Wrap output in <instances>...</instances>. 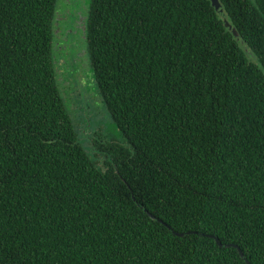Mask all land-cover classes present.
Listing matches in <instances>:
<instances>
[{
  "label": "trees",
  "instance_id": "1",
  "mask_svg": "<svg viewBox=\"0 0 264 264\" xmlns=\"http://www.w3.org/2000/svg\"><path fill=\"white\" fill-rule=\"evenodd\" d=\"M219 2L239 38L210 0H90L127 143L101 169L56 84V0H0V264H264V0Z\"/></svg>",
  "mask_w": 264,
  "mask_h": 264
},
{
  "label": "rangeland",
  "instance_id": "2",
  "mask_svg": "<svg viewBox=\"0 0 264 264\" xmlns=\"http://www.w3.org/2000/svg\"><path fill=\"white\" fill-rule=\"evenodd\" d=\"M80 1L85 0H76L74 4L73 1L70 3L67 0H56V12L65 18H59L57 22L55 16L53 22L52 55L55 79L65 106L74 120L78 142L89 152L96 165L103 169L107 166L103 147L110 142L122 145L127 143L99 94L87 55L86 41L70 16L71 9H75ZM79 14L80 12L74 14V17Z\"/></svg>",
  "mask_w": 264,
  "mask_h": 264
},
{
  "label": "water",
  "instance_id": "3",
  "mask_svg": "<svg viewBox=\"0 0 264 264\" xmlns=\"http://www.w3.org/2000/svg\"><path fill=\"white\" fill-rule=\"evenodd\" d=\"M210 3H211V5H212V7L215 9V11L217 12V14L220 15V16L222 17V19H223V23H224V26L227 27V28L232 32V34H233L234 37L239 38V32L236 30L235 27H233V26L231 25V23H230L229 20L227 19V16H226V14H225V12H224V10H223V7H222L221 3L219 2V0H210ZM143 209H144V211H145V212H146V213H147L152 219H157L159 222H162L161 219L155 217V216L152 215L150 212H148V211L146 210V208L143 207ZM167 227H169V226L167 225ZM172 232H173L174 234L178 235V236H183V235H184L183 232H176V231H174V230H172ZM208 236L214 238V240L216 241V243H217L219 246H222V245H223V244L220 242V240L218 239V237H216V236H214V235H208ZM225 246H226V247H231V246H232V247H236L237 250H238V252H239V254L243 257V259L246 261V263H247V264H250V262H249V261L243 256V252H242V250H240V248H239L237 245H235V244H233V243H226Z\"/></svg>",
  "mask_w": 264,
  "mask_h": 264
},
{
  "label": "flooded vegetation",
  "instance_id": "4",
  "mask_svg": "<svg viewBox=\"0 0 264 264\" xmlns=\"http://www.w3.org/2000/svg\"><path fill=\"white\" fill-rule=\"evenodd\" d=\"M67 1L70 3L73 1V4L76 2V0H67ZM89 4H90V0H85L84 2L80 1L78 3V5L75 7V9H71V13H70V16L72 17V22L74 23L75 26H77L80 29V32L82 33L84 39H85L86 24H87V20H88V9H89L88 5ZM79 9H81V10H79ZM78 12H80V14L77 15L76 17H74V14H76ZM55 16H56L57 22H58L59 18L61 20H63L65 18V16H63L59 12L58 13L56 12ZM67 16L69 17L68 14H67ZM86 50H87V43H86ZM87 55H88V50H87ZM88 58H89V56H88ZM56 64H57V62H56ZM57 66H58V64H57ZM58 71L60 72V70H58ZM77 77L80 78V75H77ZM90 141H91L92 145L95 146V143L93 142V140L91 138H90Z\"/></svg>",
  "mask_w": 264,
  "mask_h": 264
}]
</instances>
